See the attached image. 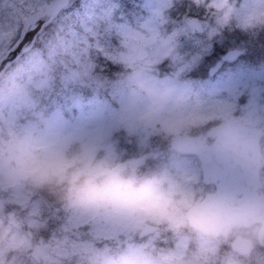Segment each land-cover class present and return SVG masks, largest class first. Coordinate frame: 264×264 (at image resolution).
Here are the masks:
<instances>
[{"label": "rangeland", "instance_id": "1", "mask_svg": "<svg viewBox=\"0 0 264 264\" xmlns=\"http://www.w3.org/2000/svg\"><path fill=\"white\" fill-rule=\"evenodd\" d=\"M36 2L0 0V57L26 19L13 5ZM210 3L216 23L201 50L225 29L253 42L264 30V0ZM100 23L56 30L0 77V264H264L258 224L227 237L190 229L183 210L212 186L194 155L157 144L228 115L264 127V59L217 61L195 82L187 74L201 52H181L174 33L147 22L100 32ZM179 32L199 31L187 21ZM99 52L118 73L98 74ZM148 154L154 163L136 167ZM148 222L154 229L138 236ZM240 234L255 243L249 254L229 244Z\"/></svg>", "mask_w": 264, "mask_h": 264}, {"label": "snow or ice", "instance_id": "2", "mask_svg": "<svg viewBox=\"0 0 264 264\" xmlns=\"http://www.w3.org/2000/svg\"><path fill=\"white\" fill-rule=\"evenodd\" d=\"M16 8L14 18L19 21L23 16L30 22V27L22 28L17 24L14 43L15 48L5 57L4 63L16 59L26 48L42 49L49 36L64 26L83 28L93 21H101L111 27L113 32L141 22L162 28L174 33L180 45V51L191 53L200 51L199 63L188 74L192 78L208 77V67L220 61L222 56H236V61L264 59V40L253 42L239 30L225 29L219 39L215 36L209 45L201 50L199 37L206 35L216 23L215 8L210 0L200 3L199 0H166L163 4H151L148 0H37L36 3H22ZM187 21H197L201 25L199 32L187 37L179 32L181 25ZM110 46L117 43L115 36L106 41ZM30 46V47H29ZM243 48L237 54L235 49ZM97 70L111 73L115 66L104 56L96 57ZM235 63V61L233 62ZM167 71L165 65H160Z\"/></svg>", "mask_w": 264, "mask_h": 264}, {"label": "water", "instance_id": "3", "mask_svg": "<svg viewBox=\"0 0 264 264\" xmlns=\"http://www.w3.org/2000/svg\"><path fill=\"white\" fill-rule=\"evenodd\" d=\"M30 26L26 19L23 28ZM16 43L0 59V74L12 62L4 63V60L12 48H15ZM26 50L28 48L23 52ZM233 51L238 53L237 50ZM233 56L235 55L227 58L232 59ZM208 131V134L215 135L210 145L195 135H179L169 142L172 148L196 153L200 159L203 180L216 185L215 192L207 193L200 203L185 211L189 222L203 232L226 234L233 224L250 225L259 221L262 223L259 234H262L264 196L256 194V189L260 187L258 179L261 152L258 138L262 130L246 127L235 118L231 122L212 126ZM239 193L242 195L238 200L239 206L234 207L232 202ZM151 230L152 226L148 224L141 233ZM232 244L240 251L246 252L252 247L249 239L242 236L235 238Z\"/></svg>", "mask_w": 264, "mask_h": 264}, {"label": "trees", "instance_id": "4", "mask_svg": "<svg viewBox=\"0 0 264 264\" xmlns=\"http://www.w3.org/2000/svg\"><path fill=\"white\" fill-rule=\"evenodd\" d=\"M102 26H103V23H100L96 28H97V30L98 31H102ZM107 32V36H114V34H112V32H108V31H106ZM14 38H15V36H14ZM14 38L11 40V45L13 44V41H14ZM50 40V39H49ZM4 49L2 50V52L4 53V51H5V49H6V47H3ZM99 55H100V52H99ZM99 55H96V56H92V58H93V64L95 65V67L96 68H98V65H97V63H96V57L97 56H99ZM106 59L107 60H109V61H111V63L115 66V70L114 71H112L111 73H104V72H102V71H99V70H97L98 71V74L102 77V78H107V77H109V75H113V74H115V73H118L117 71H118V69H117V65L115 64V62L114 61H112L110 58H108V57H106ZM112 78H115V77H112ZM61 101H63V100H61ZM37 236V235H36Z\"/></svg>", "mask_w": 264, "mask_h": 264}, {"label": "flooded vegetation", "instance_id": "5", "mask_svg": "<svg viewBox=\"0 0 264 264\" xmlns=\"http://www.w3.org/2000/svg\"><path fill=\"white\" fill-rule=\"evenodd\" d=\"M206 139L209 141V140H211L212 138L206 137Z\"/></svg>", "mask_w": 264, "mask_h": 264}]
</instances>
